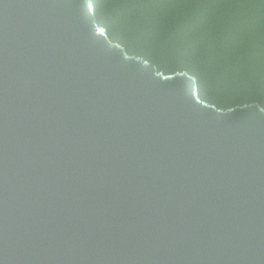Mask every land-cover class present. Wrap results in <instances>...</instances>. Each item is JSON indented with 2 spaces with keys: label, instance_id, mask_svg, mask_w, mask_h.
<instances>
[{
  "label": "water",
  "instance_id": "1",
  "mask_svg": "<svg viewBox=\"0 0 264 264\" xmlns=\"http://www.w3.org/2000/svg\"><path fill=\"white\" fill-rule=\"evenodd\" d=\"M0 264H264V106L129 53L93 0H0Z\"/></svg>",
  "mask_w": 264,
  "mask_h": 264
},
{
  "label": "trees",
  "instance_id": "2",
  "mask_svg": "<svg viewBox=\"0 0 264 264\" xmlns=\"http://www.w3.org/2000/svg\"><path fill=\"white\" fill-rule=\"evenodd\" d=\"M107 34L219 107L264 106V0H93Z\"/></svg>",
  "mask_w": 264,
  "mask_h": 264
}]
</instances>
